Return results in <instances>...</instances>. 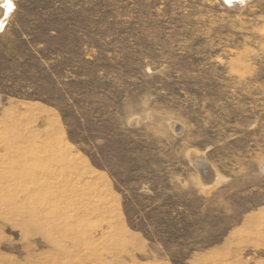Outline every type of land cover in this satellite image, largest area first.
<instances>
[{
  "label": "rangeland",
  "instance_id": "obj_1",
  "mask_svg": "<svg viewBox=\"0 0 264 264\" xmlns=\"http://www.w3.org/2000/svg\"><path fill=\"white\" fill-rule=\"evenodd\" d=\"M233 1L0 0V264H264V0Z\"/></svg>",
  "mask_w": 264,
  "mask_h": 264
},
{
  "label": "bare ground",
  "instance_id": "obj_2",
  "mask_svg": "<svg viewBox=\"0 0 264 264\" xmlns=\"http://www.w3.org/2000/svg\"><path fill=\"white\" fill-rule=\"evenodd\" d=\"M230 1H231V0H230ZM233 2L236 3L237 1L234 0ZM228 3H229V2H228ZM201 170H202V172H203V170H206V168H204V166H203V168H202ZM201 170H200V171H201ZM209 172H210V171H209ZM204 174H206V173H204ZM208 174H209V173H208ZM202 175H203V174H202ZM202 177H203V176H202ZM205 177H206V176H205ZM202 179H203V178H202ZM212 179H213V174L211 173V174L208 175V179H207V180H208V181H211ZM205 182H206V181H205ZM208 183H209V182H208Z\"/></svg>",
  "mask_w": 264,
  "mask_h": 264
},
{
  "label": "snow or ice",
  "instance_id": "obj_3",
  "mask_svg": "<svg viewBox=\"0 0 264 264\" xmlns=\"http://www.w3.org/2000/svg\"><path fill=\"white\" fill-rule=\"evenodd\" d=\"M7 3V0H6ZM8 8L11 9L12 5L10 3L7 4Z\"/></svg>",
  "mask_w": 264,
  "mask_h": 264
},
{
  "label": "water",
  "instance_id": "obj_4",
  "mask_svg": "<svg viewBox=\"0 0 264 264\" xmlns=\"http://www.w3.org/2000/svg\"><path fill=\"white\" fill-rule=\"evenodd\" d=\"M208 175H209V174H208V172H207V173L205 174V176L208 177Z\"/></svg>",
  "mask_w": 264,
  "mask_h": 264
}]
</instances>
